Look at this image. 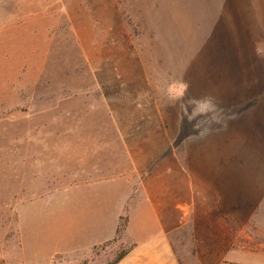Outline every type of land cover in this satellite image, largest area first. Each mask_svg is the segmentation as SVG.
<instances>
[{"label": "rangeland", "instance_id": "obj_1", "mask_svg": "<svg viewBox=\"0 0 264 264\" xmlns=\"http://www.w3.org/2000/svg\"><path fill=\"white\" fill-rule=\"evenodd\" d=\"M100 178L130 199L88 250L89 207L57 191ZM143 186L161 202L176 190L178 264H214L194 224L218 199L235 246L264 253V195L243 191H264V0H0V264L114 263L136 246Z\"/></svg>", "mask_w": 264, "mask_h": 264}, {"label": "crops", "instance_id": "obj_2", "mask_svg": "<svg viewBox=\"0 0 264 264\" xmlns=\"http://www.w3.org/2000/svg\"><path fill=\"white\" fill-rule=\"evenodd\" d=\"M108 184L111 186V192L114 186L117 188L120 197L114 212L112 211L113 195L111 192L108 194ZM128 185V183L123 184L119 179L100 178L57 191L60 207L69 208L71 205L89 207V230L80 225L77 232L80 240L85 239L88 250L103 246L114 239L119 216L130 199ZM93 186L95 188L91 196L87 195L88 198L78 196L83 193V188L90 189ZM148 189L143 186L146 197L144 196V200L136 208V219L130 218L127 225V232H132L136 246L128 250L117 264H178L168 239V235L176 231L178 225L164 215L167 210L172 209V212H176L178 205L173 198L176 190L170 188L168 192H164L163 202H161L157 194H154L156 191L153 190L152 194ZM243 191L252 196L264 195L261 189L246 187ZM218 201L211 202L210 206L196 218L194 224L196 257L202 261L215 259L214 264H264V253L235 246L236 236L231 222L233 215L230 214L228 204L221 199ZM253 210L252 208L251 213L248 212L249 217L253 214ZM63 225L66 229H64V235L70 234L69 224L64 221ZM23 247L21 241L22 251ZM55 254L58 253L45 256L44 259L43 256H37L36 263L48 264Z\"/></svg>", "mask_w": 264, "mask_h": 264}, {"label": "clouds", "instance_id": "obj_3", "mask_svg": "<svg viewBox=\"0 0 264 264\" xmlns=\"http://www.w3.org/2000/svg\"><path fill=\"white\" fill-rule=\"evenodd\" d=\"M213 107H214V105H211L210 102H208V101L200 102L198 104L199 112L194 110L192 116L189 117V121L191 122L193 119H195V117L198 114H206V113H208ZM195 127H196V125H194V128Z\"/></svg>", "mask_w": 264, "mask_h": 264}, {"label": "trees", "instance_id": "obj_4", "mask_svg": "<svg viewBox=\"0 0 264 264\" xmlns=\"http://www.w3.org/2000/svg\"><path fill=\"white\" fill-rule=\"evenodd\" d=\"M122 257H123V255H121L120 257H118L117 260L114 263H112V264H117L121 260Z\"/></svg>", "mask_w": 264, "mask_h": 264}]
</instances>
